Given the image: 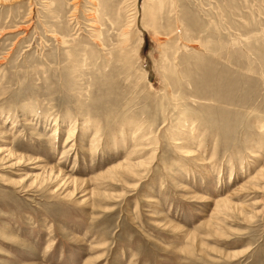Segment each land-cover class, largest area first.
Here are the masks:
<instances>
[{
    "label": "rangeland",
    "instance_id": "rangeland-1",
    "mask_svg": "<svg viewBox=\"0 0 264 264\" xmlns=\"http://www.w3.org/2000/svg\"><path fill=\"white\" fill-rule=\"evenodd\" d=\"M0 264H264V0H0Z\"/></svg>",
    "mask_w": 264,
    "mask_h": 264
},
{
    "label": "bare ground",
    "instance_id": "bare-ground-1",
    "mask_svg": "<svg viewBox=\"0 0 264 264\" xmlns=\"http://www.w3.org/2000/svg\"><path fill=\"white\" fill-rule=\"evenodd\" d=\"M11 152V151H10ZM15 154H13L12 152H11V156H14ZM17 155V154H16ZM10 156V157H11ZM16 158H18V159H24V157L23 156H18L17 155V157ZM27 160V159H26ZM29 160V159H28ZM36 161H38L37 159H36ZM36 163V162H35ZM135 165H137V164H132V163H129V165H128V168H130V169H134V167H135ZM139 165H140V163H139ZM141 166V165H140ZM46 168V167H45ZM50 171V174L48 175V176H46V175H43V174H41V175H37L35 178H34V181H37L39 178H41L42 176H44L43 177V183H45L46 181L47 182H49V181H51V180H54V179H63V177L65 176V174H64V172L62 171V170H59V169H56V168H54V167H52L51 169H49ZM45 173V172H44ZM64 180V179H63ZM78 180V179H77ZM76 181V180H75ZM78 182V181H77ZM221 202V201H220ZM225 204V203H224Z\"/></svg>",
    "mask_w": 264,
    "mask_h": 264
}]
</instances>
